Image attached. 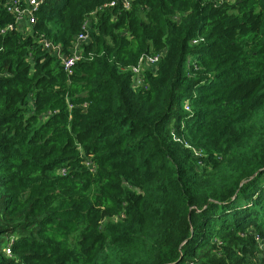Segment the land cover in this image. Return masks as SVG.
<instances>
[{
  "label": "trees",
  "instance_id": "trees-1",
  "mask_svg": "<svg viewBox=\"0 0 264 264\" xmlns=\"http://www.w3.org/2000/svg\"><path fill=\"white\" fill-rule=\"evenodd\" d=\"M5 1L0 264H264V0Z\"/></svg>",
  "mask_w": 264,
  "mask_h": 264
},
{
  "label": "built area",
  "instance_id": "built-area-1",
  "mask_svg": "<svg viewBox=\"0 0 264 264\" xmlns=\"http://www.w3.org/2000/svg\"><path fill=\"white\" fill-rule=\"evenodd\" d=\"M46 0H6L5 7L8 12L14 16V23L8 25L6 28L2 29V31H6L7 29H13L16 27H20L24 30L25 33L30 31V26L37 21V11L41 7L42 3ZM121 2L124 9H128L131 7L132 0H113L108 5L115 6L118 2ZM219 3L223 2H233L235 0H214ZM93 14V13H92ZM90 19H86L82 25L80 33H78L75 38L72 40L71 45L67 47L65 50L64 46L61 43L53 41L49 36L42 35L41 36V44L43 50L48 52L50 55L56 56L63 66L64 70L68 74H72L73 67L75 63L82 58L83 54V44L89 40V30ZM159 55L150 56L147 59V62L151 64H155L159 61ZM143 64H139L137 66L132 67V71L134 74L133 86L134 88L145 87V75L143 73ZM186 108H190L187 106ZM65 169L62 170L65 173ZM256 241L259 247L264 251V237L260 234L255 233ZM7 254L9 256L12 255L11 247H7ZM264 255V254H263ZM260 260H254L251 264H261ZM184 264H199L195 260H187Z\"/></svg>",
  "mask_w": 264,
  "mask_h": 264
},
{
  "label": "rangeland",
  "instance_id": "rangeland-1",
  "mask_svg": "<svg viewBox=\"0 0 264 264\" xmlns=\"http://www.w3.org/2000/svg\"><path fill=\"white\" fill-rule=\"evenodd\" d=\"M149 66H144L143 67V73H144V71L148 68Z\"/></svg>",
  "mask_w": 264,
  "mask_h": 264
}]
</instances>
